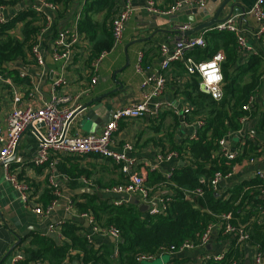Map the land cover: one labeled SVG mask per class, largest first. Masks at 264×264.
Wrapping results in <instances>:
<instances>
[{
  "label": "crops",
  "instance_id": "crops-1",
  "mask_svg": "<svg viewBox=\"0 0 264 264\" xmlns=\"http://www.w3.org/2000/svg\"><path fill=\"white\" fill-rule=\"evenodd\" d=\"M175 1L157 0L159 6L162 8L171 6ZM235 1L248 11L253 7L256 0ZM77 3V13H79L85 4V0H78ZM132 3L135 9L125 30L122 43L112 47V50L106 53L96 73L97 84H95L93 90L88 95H84L80 100V103L83 105L91 99L101 98L92 105L101 103V108L97 110V116L100 117L101 122L100 124L92 121L84 122L83 116L85 111H83L72 121L69 131L71 135L91 132L99 133L117 108L138 103L141 100V84L144 78V75L138 73L135 68L138 53L140 51L144 52V63L151 69L158 68L161 62L160 46L166 44L172 49L175 41L181 37L178 32L181 30V27L178 26L179 23L171 20L165 21L159 17L160 15L150 13L146 7L147 0H133ZM8 11L11 15L14 13L13 9H9ZM228 13L229 7L222 12L221 17H225ZM241 15V24L250 30L247 33L249 45L259 52L264 51V35L258 43L252 34L258 27L256 20L252 17L244 19L243 14ZM153 17L156 19H153ZM73 18L74 14H70V16L64 19H57L61 27H68L73 24ZM95 18L101 22L103 15H97ZM151 18L152 20H150ZM22 26L23 24H18L12 33L20 36ZM106 27L108 32H111L110 20L106 23ZM202 33L206 34L207 29L197 34ZM53 45V40H48L45 45L46 80L41 86V90L44 93L48 92L52 81L57 78V73L60 71L59 64L51 55ZM87 49L92 50V44L89 40L84 43L83 47L81 46V52L76 53L67 68L63 70L69 83L60 89L62 94L79 93L91 84V75L88 74L90 59H88ZM250 53L243 51L242 59L246 60ZM31 60L30 57L20 59L17 61L16 67L30 73L41 71ZM121 69L123 70L118 73L117 81H115L114 73ZM150 73L151 70L148 74ZM3 77L11 78L10 76ZM11 79L17 84L22 83L23 103H27L29 101L28 93L30 90L27 79H21L20 77L18 81L13 78ZM191 79L192 75L188 74L184 67L180 66L179 62L172 63L167 71L165 91L158 99L154 100V102H159L164 106V111L160 118L141 117L119 122V128L114 135L113 148L121 151L127 142L134 144V150L129 152V155L136 160L133 171L139 173L150 165H156L157 171L165 175L167 172L180 166V161L182 160L180 157L165 160L164 155L172 151L174 145H179L182 140L191 137L195 124L198 121L197 118L192 119L190 113L186 116L183 115L185 109L191 107L184 92ZM12 107V89L8 83L0 79V124H5ZM254 111L256 112L255 117L249 119L242 127V129L244 128L242 137L240 134L232 133L226 138V145L230 151L236 152L244 143V136L254 135L253 141L260 143L262 151L256 156L253 163L245 160L242 164L237 165L232 176L222 179L218 186L219 193H225L243 181L255 178L257 171H264V134L258 132L256 129L257 122L264 113V76L261 89L254 94ZM82 123L83 127L81 126ZM38 146V139L35 137L33 131L31 129L26 130L18 144L17 157L22 158V163L12 162V166L17 169L22 178H25L30 183L33 200L45 208L47 207V191L51 189L49 184L51 171L49 164L37 167L31 162V159L38 151ZM67 158H71V161H64ZM52 159L57 160V166L59 163L62 164L61 162H64L66 165L76 164L81 169H85L87 175L81 176L77 183H72L71 180L65 181L60 179L62 196L56 201L52 211L47 216L37 215L30 207L24 205L18 191L6 179L4 168L0 165V264H12V257L16 252H19L23 257L20 264H32L34 261L26 262L25 260L29 255L28 250L36 248V245L32 244V239L35 235L51 238L57 244H63L65 241L70 242L65 236L60 237L57 233H46L50 224H55L59 229H62L67 222H73L77 225L79 234L86 236L91 229L90 222L80 217V211L76 206L75 209L69 208L70 201H73L74 198L79 201L86 200L84 195L90 194L84 191L86 188H92L95 193L104 194V198H111L112 201H128L107 195L109 193L104 192V188L101 186L121 184L128 180V174L124 173L115 161L98 155L70 156L58 153H52ZM57 166L58 175H65L58 172ZM83 177L86 179L85 182L82 179ZM154 193L152 204L143 203L138 196H135L138 205L145 204L147 206L146 211H151L153 208H158L161 205L159 201L161 196L169 197L173 194V190L168 186L156 185L154 186ZM120 195L130 196L128 194ZM211 234V238L205 247L185 250L175 254L188 258V264H199L202 255L225 253L230 246L229 241L219 237V229L217 227L213 228ZM91 243L103 252L110 251L112 257L117 258V240L111 235L95 233ZM243 248L245 262L249 261V264H251L254 252L253 247L245 245ZM72 254L75 256L68 255L62 264H83L81 258L77 257L78 253L76 251H73ZM165 255L172 256L173 254ZM165 255L161 258L164 263L167 262L164 261ZM40 261L43 264H50L48 260L40 259ZM144 264L148 263L145 262Z\"/></svg>",
  "mask_w": 264,
  "mask_h": 264
},
{
  "label": "trees",
  "instance_id": "trees-1",
  "mask_svg": "<svg viewBox=\"0 0 264 264\" xmlns=\"http://www.w3.org/2000/svg\"><path fill=\"white\" fill-rule=\"evenodd\" d=\"M48 1L57 6V18L60 19L70 16L78 2V0ZM30 2L32 6H26ZM35 2L36 0H0V5H7L17 10L12 18L0 23V74L5 77L10 76L16 81L19 79L18 72L7 70L8 63L30 57L31 62L35 64L32 47L43 28L44 21L41 13L33 7ZM115 2L116 0H87L80 12L79 30L92 44V57L103 51L112 50L113 36L112 32H108L106 23L113 15ZM100 14L103 15L101 22L95 18ZM18 24H23L20 36L12 33ZM59 26L58 21L52 28L50 39L57 37ZM205 38L207 45L189 51L188 56H194L196 60H208L219 50L225 53L222 63L224 96L221 100H215L201 91L197 75H192L190 83L185 88L184 92L191 104L192 119L202 120L204 125L197 129L196 138L188 137L179 145L173 146V150L177 151L180 158L185 161L184 165L172 170L170 178H166L158 171L149 172L145 182L146 186L151 188L168 182L173 194L169 196L166 209L158 213L142 211L137 203L128 201L115 203L117 200L100 197L98 193L85 194L86 200L83 201L74 198V205L80 213L92 214L98 226L113 225L119 229L121 238L116 244L117 258H113L110 251L103 252L97 249L86 236L79 234L75 223L67 222L62 232L70 242L57 244L51 238L35 235L32 244L36 245V248L28 250L26 262L43 259L48 260L50 264H62L68 255L74 257L72 252L76 251L77 257L81 258L83 264H144L136 261L138 254L175 252L185 242L197 245L205 230L211 224H215L219 228V237L227 239L230 246L222 260H209L205 264H233V262L245 264L244 245L238 243L233 235H225L223 232L228 222L223 220V214L229 212L232 213L229 222L249 223L248 244H260L264 251V215L261 214V210L264 209L262 193L264 180L258 177L245 180L225 193H219L210 182L216 172L226 175L232 172L234 166L259 155L262 151L259 142L246 140L235 159L230 160L220 152V140L242 129V117L250 115L254 118L256 115L254 108L247 111L244 107L263 84L264 51L258 54L250 53L244 60L238 50L234 33L210 31L205 34ZM179 63L183 68V63ZM184 69L186 71L185 67ZM256 129L264 134V113L259 118ZM64 161H71V158ZM61 163L57 166L58 172L67 175L72 183H77L81 176L87 175L86 170L76 164ZM119 166L122 169V164ZM201 177L205 179L203 182L200 181ZM127 182L128 180L121 184ZM115 185L101 186L105 189ZM197 189H201L203 194H196ZM185 190L193 192L186 195ZM47 192L48 206L55 199V195L51 189ZM107 195L113 197L120 194ZM260 219L262 222H259ZM188 263V258L179 255L171 257L165 264Z\"/></svg>",
  "mask_w": 264,
  "mask_h": 264
},
{
  "label": "built area",
  "instance_id": "built-area-1",
  "mask_svg": "<svg viewBox=\"0 0 264 264\" xmlns=\"http://www.w3.org/2000/svg\"><path fill=\"white\" fill-rule=\"evenodd\" d=\"M87 1V0H85ZM133 0H116L115 9L110 19V28L113 36V47L122 43L125 30L128 23L134 13ZM209 0H176L171 6L162 8L159 6L157 0H147V10L155 15H174L177 14L181 8L185 5H196L197 7H204ZM31 5L30 2L26 6ZM21 8V6L19 5ZM33 7L35 10L44 17L43 28L41 29L37 41L32 47V54L35 60V65L41 69L38 73H30L22 70V68L16 67L15 62L7 64V70H16L19 77L27 79L30 85L28 93V102L23 103L22 95V83L17 84L12 81L11 78H4L0 74V79L5 83H8L12 89L13 94V107L5 121V124H0V165L4 168L5 177L11 182L13 187L18 191L20 199L27 207H30L34 213L40 216H47L53 209L56 201L62 196L60 179L65 181L71 180L67 175H58L56 166L57 160L52 159V153H58L60 155H98L103 158L111 159L118 164H122V170L128 174V182L125 184L115 185L110 188L103 189L104 192L114 194H128L130 196H138L143 203L152 204L154 201V188L146 186V175L149 172L157 171L156 165H150L146 167L144 171L135 172L133 167L135 166V158L129 155L130 151L134 150V144L127 142L124 145L123 150L118 151L113 148L114 135L119 128V122L127 119L149 117L152 119H159L164 111V106L159 102H154L158 99L165 91L167 85V71L174 62H182L186 71L190 75H197L199 77V89L204 93L210 95L215 100H221L224 96V75L222 71V63L225 59V53L222 50L216 52L208 60H196L192 56H188L187 52L196 49L197 47H205L207 41L205 33L192 34L189 36L182 35L178 38L172 49L169 45L162 44L160 46L161 62L158 68L151 69L144 63V52L138 53L137 63L135 65L136 71L144 75L141 84V100L136 104L123 106L117 108L111 115V118L102 127L99 133L91 132L86 134L71 135L69 133L71 124L68 121L71 119L73 114L82 106L80 100L84 95H88L97 84L96 73L99 70L101 61L108 51H103L97 56H91V50L87 49V55L89 56V68L88 74L91 75V84L89 87L83 89L81 92L76 94H62L60 89L66 86L69 81L66 78L64 69L67 68L73 56L81 52V46L87 42V37L84 33L79 30V19L80 12L74 14V22L71 26L61 27L57 37L50 39L49 36L52 32V28L57 19V6L48 0H36ZM13 9L14 13L17 11L13 7L7 5H0V23H5L8 19L13 17L8 11ZM241 14H236L228 18L227 20L217 23L216 25L207 29V33L210 31H228L236 35L237 47L240 53L248 51L254 54H258L259 51L253 49L248 43L247 33L250 31L249 28H245L241 24ZM245 18H253L256 20L258 27L257 30L252 32L253 37L259 43L264 35V0H256L253 7L246 11L243 15ZM60 24V23H59ZM190 29V26L181 27L182 31ZM48 40H53V47L51 49V55L53 59L59 64L60 71L57 73L58 76L51 83L47 93L42 92L41 86L45 83V56L46 50L45 45ZM220 57V59H216ZM215 63V66L219 68L220 74L223 79L219 83L208 84L207 77L203 74L204 72L211 71L209 68L201 70L202 65H208ZM151 70V73L148 72ZM203 86V87H202ZM215 93V95H214ZM176 108V107H175ZM245 110L251 111L254 108V96H252L246 106ZM191 107L186 108L183 113L184 116L190 113ZM177 111V110H175ZM178 112V111H177ZM249 119L250 115L242 117L241 123L244 125ZM204 122L198 120L195 124L194 131L191 135V139L197 137V129H199ZM31 129L38 139V151L36 155L31 159V162L37 166H43L49 164L50 176L49 184L50 188L55 195V199L52 200L50 205L43 207L39 203L33 200L31 195V185L22 175L12 166V162L22 163L21 157H15L10 160L14 154L15 149L26 132L27 129ZM244 129V128H243ZM243 129L232 132L243 134ZM232 133L220 140V152L230 160H234L238 152L241 151V147L236 151L232 152L226 145V138ZM242 137V136H241ZM246 140H254V135L244 136L243 142ZM180 155L177 151L172 150L164 155L165 160H171L179 158ZM190 158V157H189ZM256 156H252L248 159L250 163H253ZM232 172L223 175L221 172H216L215 175L210 179L211 185L215 190H218V186L222 179L229 178L232 176L235 168ZM148 168V169H147ZM172 171L165 174L166 178H170ZM256 177L264 180V171H257ZM83 181L86 179L83 177ZM204 177H201L200 181H204ZM158 186L167 187L168 182L160 183ZM193 191L185 190L186 195H190ZM196 194L202 195L203 191L197 189ZM264 194V189H262ZM161 205L158 208H153L151 213H158L161 210L166 209L169 197L161 196L159 198ZM121 201H115L120 203ZM70 209H75L74 201H70ZM261 214L264 215V209L261 210ZM81 218L87 219L91 224L90 232L86 234V238L91 243L93 241V235L95 233H101L104 235H111L117 241L121 238V233L116 226L100 227L95 222V217L89 212L79 213ZM232 219V213L223 214V220L228 221L224 226V234H230L236 237V241L240 244L250 245L253 247V259L251 264H264V251L261 249L260 244L251 245L248 244L250 239V232L248 230L247 222H238L237 224L229 222ZM259 222H262L260 219ZM215 224H211L203 233L199 244L195 245L189 242L183 243V245L175 252L161 254H149L140 253L136 256L138 263H145L153 261L158 258H162L165 254L180 253L185 250H192L202 248L207 245L211 238V233ZM218 228V227H217ZM219 229V228H218ZM47 232L57 233L58 236L62 237V229H59L57 225L50 224ZM224 257V253L220 254H207L200 257L199 264H205L207 261H220ZM23 260L22 255L19 252L13 254L12 264H20ZM32 264H43L42 261H34ZM162 264H165L164 262ZM233 264H238L233 262Z\"/></svg>",
  "mask_w": 264,
  "mask_h": 264
},
{
  "label": "water",
  "instance_id": "water-1",
  "mask_svg": "<svg viewBox=\"0 0 264 264\" xmlns=\"http://www.w3.org/2000/svg\"><path fill=\"white\" fill-rule=\"evenodd\" d=\"M78 7V3H76V6L72 12V14L75 12V10ZM229 7V13L225 17H221L222 12ZM20 9V7H18ZM246 12L245 9H243V6L240 5L235 0H209L207 4L204 7H197L196 5H185L181 8L180 12L178 14L174 15H160L162 19L165 21L171 20V21H177L179 23V27L183 26H190V29H187L185 31L179 30L180 36H189L192 34H197L198 32L208 29L217 23L223 22L233 16L234 14H243ZM157 17V16H156ZM153 19H156L153 17ZM152 20V18L150 19ZM128 64V63H127ZM127 66V65H126ZM125 66V67H126ZM124 67V68H125ZM123 68V69H124ZM121 70L115 71L114 73V79L117 81V75ZM101 98H94L89 101H87L85 104H83L71 117V119L68 121L69 125L72 123V121L75 119V117L79 114L85 111V114L83 116L84 122L92 121L96 124H100L101 119L97 115V110L101 108V103H98L94 106H92L95 102L100 100ZM83 122V123H84ZM83 123L81 126L83 127ZM30 129V128H29ZM28 130V129H27ZM18 153V147L15 149L13 156L10 160H13ZM185 162L183 160L180 161V165H184ZM85 192H88L90 194H95V191L92 188H86L84 189ZM100 197H104V194H99ZM113 197H116L118 199H126L130 203H137V198L135 196H116L113 195ZM140 209L142 211L147 210V206L145 204L140 205ZM20 240V239H19ZM168 257H164V261H168L173 256H179L178 254H173L172 256L167 255ZM245 264H249V261H246Z\"/></svg>",
  "mask_w": 264,
  "mask_h": 264
},
{
  "label": "clouds",
  "instance_id": "clouds-1",
  "mask_svg": "<svg viewBox=\"0 0 264 264\" xmlns=\"http://www.w3.org/2000/svg\"><path fill=\"white\" fill-rule=\"evenodd\" d=\"M216 59H220V57H217ZM204 68L211 69V71L203 73L207 77V81L206 82L208 84H213L214 82L215 83H219L223 79L222 74H220L219 68H217L215 66L214 62L210 63L208 65H202L201 66V70L203 71ZM214 95H215V93H214Z\"/></svg>",
  "mask_w": 264,
  "mask_h": 264
},
{
  "label": "rangeland",
  "instance_id": "rangeland-1",
  "mask_svg": "<svg viewBox=\"0 0 264 264\" xmlns=\"http://www.w3.org/2000/svg\"><path fill=\"white\" fill-rule=\"evenodd\" d=\"M165 257H168L167 255H165ZM163 260L161 258L155 259L153 261H148L146 263L148 264H162Z\"/></svg>",
  "mask_w": 264,
  "mask_h": 264
}]
</instances>
